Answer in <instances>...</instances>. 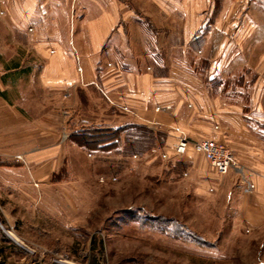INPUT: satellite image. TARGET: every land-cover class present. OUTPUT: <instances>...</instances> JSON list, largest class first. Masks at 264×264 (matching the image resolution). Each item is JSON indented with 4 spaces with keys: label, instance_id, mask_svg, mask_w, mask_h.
Listing matches in <instances>:
<instances>
[{
    "label": "rangeland",
    "instance_id": "1",
    "mask_svg": "<svg viewBox=\"0 0 264 264\" xmlns=\"http://www.w3.org/2000/svg\"><path fill=\"white\" fill-rule=\"evenodd\" d=\"M66 11L63 24L66 49L80 80L86 46L80 38L90 26L85 18L90 10L81 9L79 2H75ZM3 13L10 16L11 10L3 8ZM3 13L0 10V16ZM145 21H149L147 17ZM142 25L119 27L126 36L129 32L140 33ZM35 27L32 19H25L23 32L30 34ZM148 27L153 28L151 24ZM171 36L176 37L160 34L159 38L165 40L160 38L148 44L161 47L173 43L166 39ZM125 38L135 58L148 65L147 58L137 57L144 42ZM2 42L12 54L21 51L23 64L37 62L25 40L15 42L8 37ZM110 43L107 40V45ZM57 45L54 41L52 47ZM249 45L255 54L264 51V40ZM184 55L185 63L194 59ZM198 56V60L203 59L202 55ZM165 59L172 62L174 58L165 55ZM247 59L255 69L258 58ZM261 70L255 73L250 68L246 71L241 68V73L226 75L232 82L240 78L238 98L243 102V113L247 118L254 117L246 121L264 143V120L261 119L264 66ZM217 80L224 82L223 78L216 77ZM101 93L94 88L83 95L84 101L77 90H72L69 97L65 94L54 97L53 106L47 105L46 99L39 95L37 100L33 96L29 98V107L38 118L39 132L45 127L49 132L52 126V134L33 137L24 151L8 154L27 171L23 175L3 172V179L22 182L28 177L29 183L27 186L19 183L17 188L0 184V264H264V228H248L235 214V200L240 195L237 190L222 184L219 177L223 175L216 174L190 146L182 154L174 153L176 134L182 133L189 144L203 139L189 136L172 118L165 122L160 119V116L172 117V106L156 104L147 116H140L125 106L112 104ZM252 93L257 97L255 103L251 101ZM61 100L68 101L69 105ZM156 106L162 109L156 110ZM187 107L190 109L189 104ZM255 109L262 114L257 115ZM127 114L130 116L125 118ZM80 115L91 124L79 125ZM116 119H127L129 124L137 126L141 136L151 137L152 145L141 150L145 143L143 137L127 141L121 132L116 147L87 151L71 138L82 128L119 130L129 125L114 129L119 124ZM213 125V131L219 132L218 124ZM166 138H169L168 145ZM206 139L226 148L235 166L241 169L240 175L234 168L229 170L236 176L232 175V187L240 184L243 190L253 191V183L245 176L244 163L235 158L228 143L214 136ZM17 154L22 160L15 157ZM5 156L0 154V158ZM241 177L253 185L251 190L245 188ZM231 191L235 194L230 200ZM171 224L181 226V231L190 233L198 242L173 237L176 231L173 232Z\"/></svg>",
    "mask_w": 264,
    "mask_h": 264
},
{
    "label": "crops",
    "instance_id": "2",
    "mask_svg": "<svg viewBox=\"0 0 264 264\" xmlns=\"http://www.w3.org/2000/svg\"><path fill=\"white\" fill-rule=\"evenodd\" d=\"M75 2L81 9L90 10L85 17L90 26L80 38L86 42L80 80L68 56L63 26L66 10ZM3 8L11 10L10 16L3 13ZM0 10V154H7L0 158V184L27 186L28 177L22 182L3 179V172L23 175L27 171L8 154L24 151L33 137L52 134V126L49 132L48 127L39 132L29 98L37 100L40 96L53 106L54 97L59 98L60 94L69 97L72 90H77L83 96L95 88L112 104L125 106L140 116H147L153 105L170 104L172 117L160 116L161 120L172 118L197 139L214 136L228 143L235 158L244 163L245 176L254 189L247 192L240 184L233 188L235 175L231 171L220 176V182L240 194L234 199V210L243 224L252 229L264 228V143L246 121L254 117L247 118L243 113V102L238 98L240 78L232 82L226 75L241 73V68L261 73L264 51L255 54L249 44L264 40V0H0ZM25 19H32L36 26L27 35L23 32ZM131 24H143L141 32L124 36L119 26ZM166 33L176 36L166 38L173 43L161 47L148 44ZM8 37L15 42L25 40L37 62L23 64L21 51L12 54L3 46L2 41ZM125 37L144 42L137 57L147 58L148 65L135 58ZM107 40L111 41L108 45ZM54 41L56 48L52 47ZM112 52L116 55L110 59ZM185 53L194 59L185 63ZM198 54L203 59L198 60ZM165 55L173 57V61L166 62ZM250 56L258 58L255 69L247 59ZM216 77L224 82L215 81ZM253 95L250 97L255 103L257 97ZM63 103L69 105L68 101ZM255 111L262 114L259 109ZM118 121L114 129L130 123L127 119L115 122ZM78 123L91 124L83 115ZM214 123L219 132L213 131ZM211 172L215 174L213 169ZM233 194L231 191L230 200Z\"/></svg>",
    "mask_w": 264,
    "mask_h": 264
},
{
    "label": "trees",
    "instance_id": "3",
    "mask_svg": "<svg viewBox=\"0 0 264 264\" xmlns=\"http://www.w3.org/2000/svg\"><path fill=\"white\" fill-rule=\"evenodd\" d=\"M135 125L129 124L124 126L119 130H112L106 128H82L81 130L76 131V134L72 135V140L80 147L86 149L87 151L94 150H107L114 148L118 145V141L120 139V133H123V138L127 141L129 140H142L144 138V146L141 150H145L152 145V139L148 136H141L140 130ZM135 143V142H134ZM137 144L135 143V146ZM134 146V147H135ZM136 151V149H135ZM174 230L176 231L173 234V237H182L184 239L187 238L189 241H193L195 243L198 242V239L193 237L190 233L183 232V228L181 226L171 224ZM180 228V229H177ZM203 244V243H202Z\"/></svg>",
    "mask_w": 264,
    "mask_h": 264
},
{
    "label": "built area",
    "instance_id": "4",
    "mask_svg": "<svg viewBox=\"0 0 264 264\" xmlns=\"http://www.w3.org/2000/svg\"><path fill=\"white\" fill-rule=\"evenodd\" d=\"M161 109L162 107L156 106V110ZM172 146L175 154L184 153L186 148L190 146L194 152L202 155L206 163L212 167L218 175H224L232 168L236 170L237 174H241V169L235 166L229 151L211 139L196 140L189 144L185 136L180 133L176 134L175 141ZM15 157L22 160L20 154L15 155ZM241 180L247 190H251L253 188V185L250 182L246 181L242 177Z\"/></svg>",
    "mask_w": 264,
    "mask_h": 264
}]
</instances>
